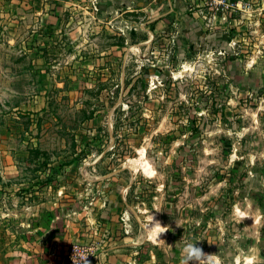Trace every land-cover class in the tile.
Returning <instances> with one entry per match:
<instances>
[{
    "label": "rangeland",
    "instance_id": "374dc122",
    "mask_svg": "<svg viewBox=\"0 0 264 264\" xmlns=\"http://www.w3.org/2000/svg\"><path fill=\"white\" fill-rule=\"evenodd\" d=\"M68 4L0 16V264H264V19L229 48Z\"/></svg>",
    "mask_w": 264,
    "mask_h": 264
},
{
    "label": "crops",
    "instance_id": "0c3cea01",
    "mask_svg": "<svg viewBox=\"0 0 264 264\" xmlns=\"http://www.w3.org/2000/svg\"><path fill=\"white\" fill-rule=\"evenodd\" d=\"M69 1L78 0H0V16L6 19L9 17L23 18V16H32L37 17L38 22L40 18H44L42 20L45 22L46 31H51V27L61 26L63 7L64 5L70 6L68 4ZM88 1L94 4V10L92 9L89 13L87 9L81 8L83 13L95 15L98 18L112 17L111 22L114 26L119 25V20L124 14H136L149 19V24H152V26L154 24L158 28L173 31L175 27L179 32L192 34L196 41H200L201 44L205 43L204 45H206L208 39L218 38L219 34V36L225 34L226 47L229 48L232 47L231 43L234 40L232 34L239 32L244 22L247 24L253 22V20L260 21V18L264 19V0H243L245 2H254L251 12L246 14L238 13L230 18L228 22H223L221 19H213L211 16L209 19H205V16L201 14L202 9L199 7L198 0ZM5 23L8 25V21ZM234 27H237V29L234 30ZM45 204V202H42L40 206H44ZM72 214H65L63 216L67 218ZM56 218L52 219V222H55ZM39 229L34 230L40 234ZM66 229L64 231L65 234L67 233ZM50 235L51 233H48V237H43L42 240L49 239ZM109 253H106V255H109ZM106 255H102L103 258H100L101 264H105V261H107Z\"/></svg>",
    "mask_w": 264,
    "mask_h": 264
},
{
    "label": "clouds",
    "instance_id": "9594fccd",
    "mask_svg": "<svg viewBox=\"0 0 264 264\" xmlns=\"http://www.w3.org/2000/svg\"><path fill=\"white\" fill-rule=\"evenodd\" d=\"M131 168L133 171H135L136 169H142L145 174L149 176L155 174V170L151 165V162L144 158L143 149H140L139 158L132 162ZM232 214L239 218L240 221H242L245 217H252L250 214V209L246 206H242L240 202H237L233 205ZM151 217L152 222L153 216L151 215ZM151 227L154 229L157 238L160 233L165 231V226H162L159 222H156ZM196 242L197 241H189L184 243L181 249V264H189L190 261H197L198 264H201L202 260L209 259L210 254H205ZM87 256L81 257L85 264H89V262L86 260ZM210 264H219V262L213 259L210 260Z\"/></svg>",
    "mask_w": 264,
    "mask_h": 264
},
{
    "label": "built area",
    "instance_id": "2783aa9c",
    "mask_svg": "<svg viewBox=\"0 0 264 264\" xmlns=\"http://www.w3.org/2000/svg\"><path fill=\"white\" fill-rule=\"evenodd\" d=\"M254 1V0H253ZM253 1L243 0H198L199 7L202 9L201 14L205 16V19H221L223 22H228L230 18L238 13H249L252 10L254 4ZM208 16V18H207ZM78 255L86 256L81 251H77ZM76 252L73 251V254ZM80 264H84L80 262Z\"/></svg>",
    "mask_w": 264,
    "mask_h": 264
}]
</instances>
